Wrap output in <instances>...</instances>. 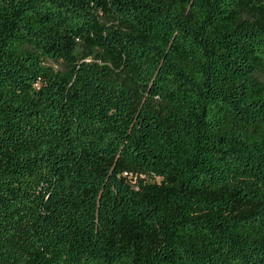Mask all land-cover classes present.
<instances>
[{
  "label": "trees",
  "instance_id": "trees-1",
  "mask_svg": "<svg viewBox=\"0 0 264 264\" xmlns=\"http://www.w3.org/2000/svg\"><path fill=\"white\" fill-rule=\"evenodd\" d=\"M0 264H264V0H0Z\"/></svg>",
  "mask_w": 264,
  "mask_h": 264
},
{
  "label": "rangeland",
  "instance_id": "rangeland-1",
  "mask_svg": "<svg viewBox=\"0 0 264 264\" xmlns=\"http://www.w3.org/2000/svg\"><path fill=\"white\" fill-rule=\"evenodd\" d=\"M85 62H93L92 60H86ZM46 66L48 67H51L53 68L55 71H60V72H64L65 71V66L62 64V63H56V62H53V61H47L45 63ZM147 181L149 182H160V179L157 178V179H152L150 177H146L145 178Z\"/></svg>",
  "mask_w": 264,
  "mask_h": 264
}]
</instances>
